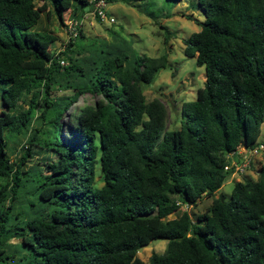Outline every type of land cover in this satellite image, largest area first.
I'll return each instance as SVG.
<instances>
[{
	"label": "trees",
	"instance_id": "obj_1",
	"mask_svg": "<svg viewBox=\"0 0 264 264\" xmlns=\"http://www.w3.org/2000/svg\"><path fill=\"white\" fill-rule=\"evenodd\" d=\"M194 1L203 19L182 50L203 65V84L166 129L164 103L139 85L165 53L128 56L123 40L85 43L81 28L55 53L56 36L29 27L49 2L62 23L65 9L79 16L89 0H0V258L12 260L14 237L25 250L17 264H264V164L194 218L166 217L214 194L229 154L255 144L264 120V0ZM22 92L29 104L16 109ZM86 92L91 102L69 108ZM34 115L40 124L9 158L5 131L20 133ZM34 147L57 159L22 168ZM26 185L37 202L12 214ZM154 238L166 245L145 262L136 252Z\"/></svg>",
	"mask_w": 264,
	"mask_h": 264
},
{
	"label": "rangeland",
	"instance_id": "obj_2",
	"mask_svg": "<svg viewBox=\"0 0 264 264\" xmlns=\"http://www.w3.org/2000/svg\"><path fill=\"white\" fill-rule=\"evenodd\" d=\"M40 3V0H36ZM49 12L41 11L35 23L29 29L39 32H50L56 38L50 43L49 49L53 51L59 46L63 39L62 24L58 21L52 10L51 3H47ZM72 6L65 9L64 13L70 11ZM107 9L115 16L112 23H104L87 15L82 21L81 39L86 43L90 40H105L107 42L120 43L123 46V52L128 56L133 54H145L147 56H157L165 53L166 64L158 68L151 81L139 82L140 88L146 100L157 97L165 105L167 110L166 129H172L179 125V108L184 100L193 99L195 90L202 86L204 79L203 65L195 62L194 56H188L183 53V39L192 31L200 27V21L203 19V12L197 7L194 0H115L107 3ZM85 10V8L83 9ZM73 51L75 46L72 47ZM77 53L72 52V56ZM58 77V76H57ZM64 80L63 76H59ZM55 94L62 93V90H55ZM30 92H22L16 104V109L25 108L29 104ZM91 94L86 92L78 96L77 100L69 106L75 104L91 102ZM3 108L0 102V110ZM68 108V109H69ZM38 115H34L27 125V128L20 133H11L5 131L6 155L9 158H16L21 151V146L27 134L33 127L40 124ZM62 121L66 118L62 116ZM256 142L264 143V120L259 125V132L256 136ZM240 148H242L240 146ZM247 152H243V158ZM233 157V155H230ZM231 158V157H230ZM234 158V157H233ZM57 159L51 152L42 151L34 147L33 154L24 163L22 168L29 165H38L44 167L45 160ZM259 164H264V149L259 151L251 164L240 174L228 173L225 175L220 187L214 194L206 196L201 195L195 204H182L177 210L168 214L166 217L176 216L181 210H186L192 218L198 213L206 211L211 198L218 193L228 196L232 183L235 179L249 176L252 179L256 177V169ZM94 183L99 186L102 181L99 175V166H96ZM33 186L26 185L18 191L17 200H14L12 214L20 211L23 216L31 214L26 199L36 203V197L32 194ZM19 215L18 217H22ZM8 245L5 247V253H13L12 260H6L2 256L0 264H17L20 262V255L25 250L20 247L18 239L9 237L6 240ZM166 245L165 238H154L146 245L140 247L136 255L143 261H147L152 251L161 252Z\"/></svg>",
	"mask_w": 264,
	"mask_h": 264
},
{
	"label": "built area",
	"instance_id": "obj_3",
	"mask_svg": "<svg viewBox=\"0 0 264 264\" xmlns=\"http://www.w3.org/2000/svg\"><path fill=\"white\" fill-rule=\"evenodd\" d=\"M106 0H89L88 6L79 16H71L69 13H64L62 19L63 28V39L61 40L59 46L55 49V53L62 50L68 42H72L79 34V30L82 26V21L87 15L96 17L101 22L112 23L115 21V16L107 9ZM51 50V49H50ZM60 64H64L65 60L60 56L58 57ZM236 149L235 152L229 154L228 162L223 166L225 170L229 173L240 174L247 167L250 166L251 161L254 159L255 155L264 149V143L256 142L249 147H243ZM246 151V157L243 158V152ZM230 155H233L230 156ZM231 157V158H230ZM182 205V204H181Z\"/></svg>",
	"mask_w": 264,
	"mask_h": 264
},
{
	"label": "water",
	"instance_id": "obj_4",
	"mask_svg": "<svg viewBox=\"0 0 264 264\" xmlns=\"http://www.w3.org/2000/svg\"><path fill=\"white\" fill-rule=\"evenodd\" d=\"M219 196H220V199H222V198H223V196H222V193H219Z\"/></svg>",
	"mask_w": 264,
	"mask_h": 264
},
{
	"label": "crops",
	"instance_id": "obj_5",
	"mask_svg": "<svg viewBox=\"0 0 264 264\" xmlns=\"http://www.w3.org/2000/svg\"><path fill=\"white\" fill-rule=\"evenodd\" d=\"M237 149H240V146Z\"/></svg>",
	"mask_w": 264,
	"mask_h": 264
}]
</instances>
